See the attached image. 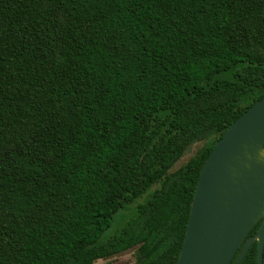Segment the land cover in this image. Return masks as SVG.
<instances>
[{"label": "trees", "instance_id": "16d2710c", "mask_svg": "<svg viewBox=\"0 0 264 264\" xmlns=\"http://www.w3.org/2000/svg\"><path fill=\"white\" fill-rule=\"evenodd\" d=\"M263 96L264 0H0V264H176L205 159Z\"/></svg>", "mask_w": 264, "mask_h": 264}, {"label": "water", "instance_id": "95a60500", "mask_svg": "<svg viewBox=\"0 0 264 264\" xmlns=\"http://www.w3.org/2000/svg\"><path fill=\"white\" fill-rule=\"evenodd\" d=\"M254 241L257 264H264V96L225 129L205 159L176 264H230L244 242L240 264Z\"/></svg>", "mask_w": 264, "mask_h": 264}, {"label": "rangeland", "instance_id": "374dc122", "mask_svg": "<svg viewBox=\"0 0 264 264\" xmlns=\"http://www.w3.org/2000/svg\"><path fill=\"white\" fill-rule=\"evenodd\" d=\"M201 142H197L191 145L183 154V156L177 161L173 168H177L179 165L188 160L197 150ZM127 215L121 213L111 224L110 228L105 232V236L111 235L121 228L123 221ZM135 263V249H128L113 255L106 259H98L93 264H134Z\"/></svg>", "mask_w": 264, "mask_h": 264}]
</instances>
